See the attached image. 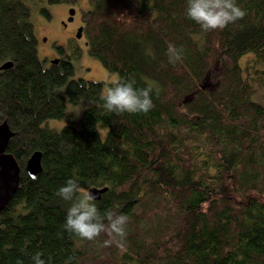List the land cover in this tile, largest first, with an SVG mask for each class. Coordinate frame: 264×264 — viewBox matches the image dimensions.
I'll list each match as a JSON object with an SVG mask.
<instances>
[{"label": "trees", "instance_id": "1", "mask_svg": "<svg viewBox=\"0 0 264 264\" xmlns=\"http://www.w3.org/2000/svg\"><path fill=\"white\" fill-rule=\"evenodd\" d=\"M237 2L245 17L198 48L187 0H88V55L138 88H158L149 113L116 114L102 107L110 83L73 78L80 48L58 47L65 60L43 67L26 0H0V65L12 62L0 71V125L13 133L6 152L20 170L0 212V264H30L37 251L50 264H264V0ZM170 45L183 47L182 62L168 63ZM214 69L217 85L202 89ZM67 103L87 107L78 122L50 127L70 117ZM35 151L42 171L31 179ZM73 175L85 191L107 188L102 215L129 217L122 243L107 220L93 241L64 231L69 205L56 191Z\"/></svg>", "mask_w": 264, "mask_h": 264}, {"label": "clouds", "instance_id": "2", "mask_svg": "<svg viewBox=\"0 0 264 264\" xmlns=\"http://www.w3.org/2000/svg\"><path fill=\"white\" fill-rule=\"evenodd\" d=\"M246 10L239 6L237 0H187L186 17L199 25L200 31L191 34V39L202 48L204 35L209 31L223 30L228 25L242 20ZM168 63L175 64L184 59L183 47L170 45L167 50ZM158 93L155 82L143 88L136 87V81L130 78L114 76L105 88L101 100L102 107L108 113L147 114L154 108L153 93ZM56 195L69 206L66 209L64 231L74 234L83 241H93L105 231V220L108 230L118 243H122L127 235L126 225L129 217L126 214H101L96 196L80 186L75 175L66 180L58 188ZM108 243V242H105ZM71 257L65 264H71ZM30 264H50L43 258L42 252L30 256Z\"/></svg>", "mask_w": 264, "mask_h": 264}, {"label": "rangeland", "instance_id": "3", "mask_svg": "<svg viewBox=\"0 0 264 264\" xmlns=\"http://www.w3.org/2000/svg\"><path fill=\"white\" fill-rule=\"evenodd\" d=\"M26 3L30 8V22L37 40V54L43 67L49 66L50 61L57 55L58 47H64L65 55H69L70 49L67 48V44L69 45L70 43L67 42L69 39L74 38L78 29L82 27L81 10L88 9V0H77L72 6L48 4L45 0H26ZM42 9L47 10L50 15L49 18L43 15ZM71 9L74 10V15L72 21L67 22L69 10ZM76 44L81 50V56L78 60H72L73 78L110 83L112 77L117 76V74L107 71L97 59L88 55L84 34L76 41ZM246 60L247 57L243 58L241 64ZM221 73V69H214V71L209 73L206 82L208 88L212 89L217 85ZM59 93L64 94V88H60ZM263 93L264 91H259L260 95H263ZM259 94H256L257 101L263 104V99L261 96L259 97ZM86 107L87 105L83 103L77 105L67 103L66 110L70 117L61 120H50L48 124L50 127L60 130L68 123L78 122ZM97 131L101 138L105 137V129L97 126Z\"/></svg>", "mask_w": 264, "mask_h": 264}, {"label": "water", "instance_id": "4", "mask_svg": "<svg viewBox=\"0 0 264 264\" xmlns=\"http://www.w3.org/2000/svg\"><path fill=\"white\" fill-rule=\"evenodd\" d=\"M74 15V10H69V16L67 22L72 21ZM83 34V27H80L75 35L76 39H80ZM57 60H52V64H56ZM12 67L11 61H6L0 65V71L8 70ZM208 72L204 77L201 88L207 87V79L209 76ZM13 133L10 131L6 122H3L0 125V212L3 211L6 206L9 204L10 200L14 196L18 185H19V167L11 154L6 152V147L9 140L12 138ZM41 158L42 154L40 151L33 152L28 158L25 165V172L31 178H35L41 171ZM95 196L96 201L100 200L101 195L107 191V188H89ZM87 190V191H88Z\"/></svg>", "mask_w": 264, "mask_h": 264}, {"label": "flooded vegetation", "instance_id": "5", "mask_svg": "<svg viewBox=\"0 0 264 264\" xmlns=\"http://www.w3.org/2000/svg\"><path fill=\"white\" fill-rule=\"evenodd\" d=\"M77 40H79V39H76V38L74 37V38L69 39L67 43H69V42L73 43V42H74V43H73V46H75L76 48H79L78 45L76 44V41H77ZM52 60H57L58 62H60L61 60H65V58H64V56H61V55L57 52V55H56ZM52 60H51V61H52ZM51 61H50V64H49V65H52ZM58 62H57L56 64H58Z\"/></svg>", "mask_w": 264, "mask_h": 264}]
</instances>
